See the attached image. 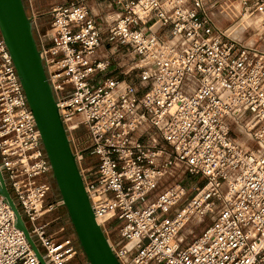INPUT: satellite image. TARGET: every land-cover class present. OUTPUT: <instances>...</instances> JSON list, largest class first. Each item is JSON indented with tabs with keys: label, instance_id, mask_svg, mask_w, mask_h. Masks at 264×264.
Returning <instances> with one entry per match:
<instances>
[{
	"label": "built area",
	"instance_id": "1",
	"mask_svg": "<svg viewBox=\"0 0 264 264\" xmlns=\"http://www.w3.org/2000/svg\"><path fill=\"white\" fill-rule=\"evenodd\" d=\"M231 1L73 0L52 4L44 29L28 4L91 206L122 264H264V48L221 28L215 13L228 17ZM236 2L264 42V0ZM113 66L125 77H98ZM0 170L45 263L68 264L75 245L40 221L62 201H45L50 164L1 37ZM181 173L202 180L190 197L179 179L164 185ZM205 218L185 242L184 226ZM0 264H41L1 195Z\"/></svg>",
	"mask_w": 264,
	"mask_h": 264
},
{
	"label": "water",
	"instance_id": "2",
	"mask_svg": "<svg viewBox=\"0 0 264 264\" xmlns=\"http://www.w3.org/2000/svg\"><path fill=\"white\" fill-rule=\"evenodd\" d=\"M0 36L11 58L39 131L62 206L88 264H122L95 217L71 142L59 112L24 0H0ZM0 195L41 264H46L0 170Z\"/></svg>",
	"mask_w": 264,
	"mask_h": 264
},
{
	"label": "rangeland",
	"instance_id": "3",
	"mask_svg": "<svg viewBox=\"0 0 264 264\" xmlns=\"http://www.w3.org/2000/svg\"><path fill=\"white\" fill-rule=\"evenodd\" d=\"M70 1H73V0H24L25 6L27 9V13L29 14L30 9L28 7V4L30 2L32 5V8H33L32 10L36 14L39 15L37 22H38V25L41 29H44L48 26L49 16H48V14H46V12L52 4H56V3H62L63 4V3H68ZM92 2H94V1H92ZM92 2H91V8H92L93 13L96 14L97 8H96L95 4ZM235 2H236V0H232L230 3L227 2L226 4L223 5V7L233 6L235 4ZM227 11L228 10L225 9V13ZM215 14H216V18L219 21L221 28L223 30H227V32H226L227 34H230V36H233L236 39L242 40L243 43H247V44L255 43V45H257L261 48H264V42L262 41V39H260L261 33L263 31L261 30V26L258 24V22L255 21V19H250V18L244 17L240 21H238L240 19L241 13L240 14L238 13L237 16H231V14L229 13V15H226V16H228L226 18L222 17V15L219 13H215ZM99 23H101V25H102L103 20L99 21ZM242 23H243V25H242ZM234 24H235V26H234ZM246 24L247 25L250 24V27H247ZM232 25H233V27H232ZM238 25H240V26L237 27ZM153 30H154V32H157V33H162V34L166 33V29H163L160 27L156 28V29L153 28ZM233 30H234V32H233ZM104 38H105V43H107L106 47H109V46L116 44L111 39H109L108 36H104ZM118 47L124 53L128 54V57L131 59V62L129 64L134 65L138 62V58L133 56L132 52L130 51V49L127 46L118 45ZM120 70H121L120 67L113 66L110 69H108L105 73L98 74V77L104 78L107 75L108 76H114L113 73L119 74ZM84 134H85V129L83 127H79L75 131H73V136H75V137L77 136L80 139L84 138ZM175 179H179L184 183L188 197H190L194 194L195 185L202 184L201 179H195V178H192V177H190L184 173L183 174L181 173V175L179 177L176 176V177L167 178L164 181V185L166 186L167 184L171 183ZM50 182H51V191L48 193V195L46 196V199H45V201L47 203L54 202L59 197L58 191L56 189V186H55V183H54L52 177L50 178ZM162 188H163V186L158 188L154 192V194L158 193ZM40 221L49 222L50 230L54 232V236L56 239H58V240L70 239V241L75 245L77 252L71 258V260L69 261L68 264H88L85 260L84 255L82 254V252L78 246L76 237L73 233L72 227L68 221V218H67V215H66V212H65V209L63 208V206H55L52 210H50L49 212H46L40 218ZM209 222H210V220L207 218H205L203 221H201L199 223H194V221L188 222L184 226V228L182 229V232H181L182 235L184 236L185 242H188L191 239H193L198 233L201 232V230ZM106 226L111 229V233L109 234V238L111 239V241L113 243L118 244L120 242L118 239V223L114 220H111V221L106 223Z\"/></svg>",
	"mask_w": 264,
	"mask_h": 264
},
{
	"label": "crops",
	"instance_id": "4",
	"mask_svg": "<svg viewBox=\"0 0 264 264\" xmlns=\"http://www.w3.org/2000/svg\"><path fill=\"white\" fill-rule=\"evenodd\" d=\"M95 4L96 8H97V11H96V14H98V20L99 21H102V17L104 15V11H105V8L103 6L102 3H98V2H92ZM114 77L115 78H118V79H121L123 77H125L121 72L118 74V73H113Z\"/></svg>",
	"mask_w": 264,
	"mask_h": 264
},
{
	"label": "bare ground",
	"instance_id": "5",
	"mask_svg": "<svg viewBox=\"0 0 264 264\" xmlns=\"http://www.w3.org/2000/svg\"><path fill=\"white\" fill-rule=\"evenodd\" d=\"M225 9H227L228 11L225 13ZM240 11V7L239 4L237 2H235V4L233 6H226L224 8V13L226 15H229V13L231 14V16L237 15ZM233 27V26H232ZM231 27V28H232ZM230 29V28H229ZM97 221L100 222V218H97Z\"/></svg>",
	"mask_w": 264,
	"mask_h": 264
}]
</instances>
